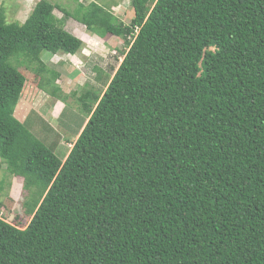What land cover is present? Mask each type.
I'll use <instances>...</instances> for the list:
<instances>
[{
    "label": "trees",
    "instance_id": "1",
    "mask_svg": "<svg viewBox=\"0 0 264 264\" xmlns=\"http://www.w3.org/2000/svg\"><path fill=\"white\" fill-rule=\"evenodd\" d=\"M130 4L128 24L55 6L127 47L104 91L77 97L87 119L64 158L15 118L16 64L64 102L39 56L83 42L47 1L21 24L0 7V161L30 217L0 218V264H264V0Z\"/></svg>",
    "mask_w": 264,
    "mask_h": 264
},
{
    "label": "rangeland",
    "instance_id": "2",
    "mask_svg": "<svg viewBox=\"0 0 264 264\" xmlns=\"http://www.w3.org/2000/svg\"><path fill=\"white\" fill-rule=\"evenodd\" d=\"M40 1L52 4L55 24L78 37L83 45L74 55H49L42 52L39 56L40 60L45 62L46 76L50 77L52 73L58 75L55 84L60 87L61 96H65L64 102L57 101L39 90L38 77L20 62L16 64L29 79L24 84L14 116L21 122L28 118L29 123L33 124L36 136L47 144L55 145L54 149L62 155L59 158H64L72 148L83 123L84 115L80 111L77 97L86 90L101 94L127 47L120 38L102 36L72 19L64 18L55 6L71 11L77 3L87 5L94 2L124 24H128L132 19L133 9L130 0H0V7L5 12L7 23L21 24ZM153 1L149 0V4ZM96 69L103 72L100 81L95 77ZM61 112L63 113L60 114ZM37 116L42 118L43 125ZM84 119L86 121L87 117ZM26 195L22 189V178L10 175L4 163L0 161V218L20 229L24 228L30 221L22 205Z\"/></svg>",
    "mask_w": 264,
    "mask_h": 264
}]
</instances>
